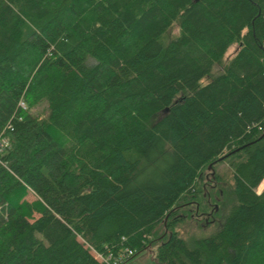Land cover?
I'll list each match as a JSON object with an SVG mask.
<instances>
[{
	"label": "trees",
	"instance_id": "1",
	"mask_svg": "<svg viewBox=\"0 0 264 264\" xmlns=\"http://www.w3.org/2000/svg\"><path fill=\"white\" fill-rule=\"evenodd\" d=\"M3 129L0 264H264V0H0Z\"/></svg>",
	"mask_w": 264,
	"mask_h": 264
},
{
	"label": "rangeland",
	"instance_id": "2",
	"mask_svg": "<svg viewBox=\"0 0 264 264\" xmlns=\"http://www.w3.org/2000/svg\"><path fill=\"white\" fill-rule=\"evenodd\" d=\"M174 31L175 32L177 31V27H175ZM39 110L42 113L44 112L43 105L39 108ZM51 132L54 134V136H59L61 134V132L59 130H57L56 128H52ZM60 136H62V135H60ZM218 170L227 179L230 177L231 172H232L231 167L227 162H223V163L219 164ZM211 173H212L211 170H209V171L207 170V172H206L209 189L213 185L212 180H211V176H212ZM263 187H264V181L259 185V187L257 188V191L258 192L262 191ZM206 191L208 192V189H206ZM22 200L23 201L26 200L28 203H30V204L32 203L33 205H37V204L39 205L40 204V201H39L40 199L38 198V196H36V194L30 188L26 190L25 194L22 197ZM212 207H215V209L217 211L220 209V205L218 203H213ZM32 213H33V215H31L30 218L31 217L34 218V217L38 216L36 206H33ZM210 213H212V211H210ZM211 217H214V214ZM198 218L201 219L200 220L201 222H203L205 220V218H207V216H203V219L200 216ZM179 229L182 230V232L184 233L185 236H187V234H190L192 232H194L196 234L203 233L200 231V229L196 228L194 223L190 221V218H188V220L185 221V223H183L179 227ZM124 264H161V263L153 256V254L146 252L141 256L135 257L131 261L125 262Z\"/></svg>",
	"mask_w": 264,
	"mask_h": 264
},
{
	"label": "built area",
	"instance_id": "3",
	"mask_svg": "<svg viewBox=\"0 0 264 264\" xmlns=\"http://www.w3.org/2000/svg\"><path fill=\"white\" fill-rule=\"evenodd\" d=\"M22 109H26V104L24 101L20 102ZM7 129L0 131V163H3V153L6 151L7 147L10 145V138L7 135ZM264 189V187H263ZM262 192V191H259ZM93 253L102 261L107 262L108 264H120L122 261L126 260L128 257L132 256L135 252L130 247H126L123 251L119 252L118 255H115L111 250L107 253L99 252L90 246Z\"/></svg>",
	"mask_w": 264,
	"mask_h": 264
},
{
	"label": "water",
	"instance_id": "4",
	"mask_svg": "<svg viewBox=\"0 0 264 264\" xmlns=\"http://www.w3.org/2000/svg\"><path fill=\"white\" fill-rule=\"evenodd\" d=\"M223 158H225V156L221 157L220 159H223ZM211 168H212V164L209 166V169H211ZM211 174H212L213 177L215 176V170L214 169L212 170Z\"/></svg>",
	"mask_w": 264,
	"mask_h": 264
},
{
	"label": "flooded vegetation",
	"instance_id": "5",
	"mask_svg": "<svg viewBox=\"0 0 264 264\" xmlns=\"http://www.w3.org/2000/svg\"><path fill=\"white\" fill-rule=\"evenodd\" d=\"M215 178H211V180H214Z\"/></svg>",
	"mask_w": 264,
	"mask_h": 264
}]
</instances>
